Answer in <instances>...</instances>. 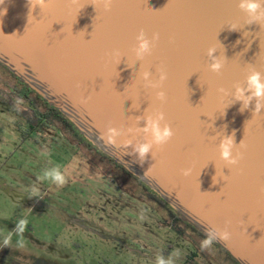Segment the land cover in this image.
I'll return each mask as SVG.
<instances>
[{
	"label": "water",
	"instance_id": "water-1",
	"mask_svg": "<svg viewBox=\"0 0 264 264\" xmlns=\"http://www.w3.org/2000/svg\"><path fill=\"white\" fill-rule=\"evenodd\" d=\"M238 2L114 0L106 12L98 0H51L44 11L28 0H4L0 65L183 221L203 235L227 225L231 238L215 244L235 261L264 264V109L253 116V100L241 111L232 95L249 70L264 73V22L248 23ZM141 29L149 38L159 33L144 61L132 52ZM209 47L225 60L220 74L209 70ZM161 66L168 74L165 103L139 75L150 69L157 78ZM155 111L165 113L174 136L140 164L124 141L145 140L138 118ZM110 126L121 131L116 144L101 136ZM233 133L246 148L230 169L219 159L218 144ZM186 168L188 176L182 175Z\"/></svg>",
	"mask_w": 264,
	"mask_h": 264
},
{
	"label": "rangeland",
	"instance_id": "rangeland-1",
	"mask_svg": "<svg viewBox=\"0 0 264 264\" xmlns=\"http://www.w3.org/2000/svg\"><path fill=\"white\" fill-rule=\"evenodd\" d=\"M6 79L0 70L1 89ZM71 143L52 127L31 130L0 105V264H154L161 255L175 264H233L214 246L207 256L195 252L153 205L130 195L140 189L91 154L107 178L119 177L117 184L104 178ZM53 166L66 176L64 185L40 179ZM21 219L24 247L15 231Z\"/></svg>",
	"mask_w": 264,
	"mask_h": 264
},
{
	"label": "clouds",
	"instance_id": "clouds-1",
	"mask_svg": "<svg viewBox=\"0 0 264 264\" xmlns=\"http://www.w3.org/2000/svg\"><path fill=\"white\" fill-rule=\"evenodd\" d=\"M72 4H78L79 0H70ZM114 0H98V3L103 6L104 11H110ZM4 0H0V4H3ZM28 3L32 8L39 6L42 11L47 9L51 5V0H28ZM237 7L241 10L244 16L247 18L248 23L257 22L261 25L264 22V0H239ZM136 44L132 49V52L137 60L144 61L146 57L152 54L156 42L159 40V33H153L151 38L141 29L135 37ZM216 47L208 48V56L211 58V63L208 65L209 70L213 73L220 74L225 66V60L221 56H216ZM112 55H119V51L115 50ZM140 79L143 81V85L149 89L155 90V98L161 103L167 101V94L163 90V84L168 79L167 71L163 66L156 69L157 78L153 77V73L150 69L143 70L140 74ZM219 93H224L225 89L218 88ZM234 102H241V111L247 109L250 103L254 100L255 106L253 116L259 115L264 109V73L252 68L248 71L245 78V85H234V92L232 93ZM22 101L17 100V105ZM19 111V107H17ZM143 120V126L138 128V131L143 133L146 137L145 140L132 144L131 140L124 141V146L131 147V155L135 158V162L143 164L148 157V154L153 153L155 147H161L173 138L174 130L169 123L166 122L165 113L163 111H155L145 114L143 117L138 118V123ZM102 138L109 144H116L121 136V131L116 127H107L101 134ZM246 145L243 140L237 145L235 143L234 133L233 135H223L218 144L219 159L223 161L225 167L230 169L239 165L243 159V152L241 149H245ZM191 174V169H182V175L188 176ZM41 180H49L52 183L62 186L67 182L66 176L62 173L59 166H53L43 171L40 176ZM32 194L38 195V189L33 187ZM27 227V220H19L16 226V233L19 235L17 240L18 247H24L25 241L23 232ZM206 235L200 242L202 250H211L214 243L217 241H227L231 238V232L228 230L227 225L224 228L216 226L208 227L205 229ZM11 241V233L3 238V244L9 245ZM154 264H175V260L172 256L165 258L164 256L156 257Z\"/></svg>",
	"mask_w": 264,
	"mask_h": 264
},
{
	"label": "trees",
	"instance_id": "trees-1",
	"mask_svg": "<svg viewBox=\"0 0 264 264\" xmlns=\"http://www.w3.org/2000/svg\"><path fill=\"white\" fill-rule=\"evenodd\" d=\"M0 70H3L4 74L7 75L8 79L3 84V88H0V105L4 106L5 109L11 111L16 116L24 119L28 125H30L31 130H39L46 128H55L59 132L67 134L69 139L83 156L93 163L97 168V171L106 177L105 173H102V169L97 164V161L91 160V154L95 157L97 156L102 163L110 165L119 176H125L127 178V184L132 183L138 189L141 190L140 196L135 194H130L136 199H140L146 205H153L155 210L163 216L162 220L170 225L171 228L175 229L179 237H185L192 243L195 252H199L203 255L206 254L205 250L200 247V242L205 235L198 231L194 226L182 220V218L169 207L160 197H158L154 192H152L147 186H145L139 179L131 175L123 167L115 163L112 159L98 151L92 144H90L80 133L75 129V127L55 108L50 107L48 103L38 96L34 91L29 89L25 84H23L19 79L14 77L6 68L0 65ZM22 102L17 105V100ZM19 107V111L17 110ZM116 174V173H115ZM117 175V174H116ZM110 178L112 183L118 182V175ZM120 189V187H118ZM131 192V191H130ZM129 194V193H128ZM165 214V215H163ZM216 249L221 251L227 256V258L233 264H239L235 261L224 249L219 245H213Z\"/></svg>",
	"mask_w": 264,
	"mask_h": 264
}]
</instances>
